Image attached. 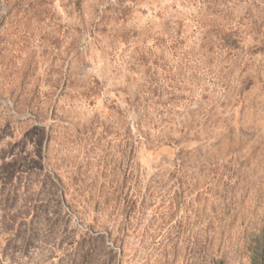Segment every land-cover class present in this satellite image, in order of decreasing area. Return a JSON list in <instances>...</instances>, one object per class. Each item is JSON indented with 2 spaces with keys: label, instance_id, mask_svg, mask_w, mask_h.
I'll return each instance as SVG.
<instances>
[{
  "label": "rangeland",
  "instance_id": "obj_1",
  "mask_svg": "<svg viewBox=\"0 0 264 264\" xmlns=\"http://www.w3.org/2000/svg\"><path fill=\"white\" fill-rule=\"evenodd\" d=\"M0 264H264V0H0Z\"/></svg>",
  "mask_w": 264,
  "mask_h": 264
}]
</instances>
